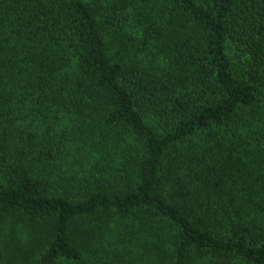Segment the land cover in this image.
I'll return each instance as SVG.
<instances>
[{
	"label": "trees",
	"instance_id": "1",
	"mask_svg": "<svg viewBox=\"0 0 264 264\" xmlns=\"http://www.w3.org/2000/svg\"><path fill=\"white\" fill-rule=\"evenodd\" d=\"M0 264H264V0H0Z\"/></svg>",
	"mask_w": 264,
	"mask_h": 264
}]
</instances>
